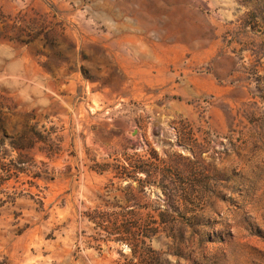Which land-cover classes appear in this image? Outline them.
<instances>
[{
	"label": "rangeland",
	"instance_id": "1",
	"mask_svg": "<svg viewBox=\"0 0 264 264\" xmlns=\"http://www.w3.org/2000/svg\"><path fill=\"white\" fill-rule=\"evenodd\" d=\"M0 143V264H127L96 216L158 208L148 150L216 184L158 264H264V0H0Z\"/></svg>",
	"mask_w": 264,
	"mask_h": 264
},
{
	"label": "trees",
	"instance_id": "2",
	"mask_svg": "<svg viewBox=\"0 0 264 264\" xmlns=\"http://www.w3.org/2000/svg\"><path fill=\"white\" fill-rule=\"evenodd\" d=\"M3 145L0 143V149ZM148 154L153 162L143 163L136 154H133L127 158L126 165L116 166L118 172L115 178L120 183L127 182V190H130L131 185L136 182L137 191L141 196H144L145 188L150 191L153 188L158 189L161 192L155 200L158 208L152 213H101L96 216L99 221L97 225L106 231L107 239L116 236L114 239L116 242L125 244L129 248L131 259L127 264H158L162 254L144 248L145 241L151 240L152 237H155L157 241L163 239L166 241L164 245L167 248V254L177 260H187L185 253L193 237L199 240L205 237V233L202 232L203 210L199 208L204 199V191L206 188L215 190L216 184L204 179L185 177V173L178 169L176 172L180 177L174 179L168 175L171 173L169 169H166L167 163L164 160L159 159L153 150H148ZM133 158L137 160L133 163L128 162ZM97 167L101 168L98 174L103 175L107 172L109 165ZM140 173L145 175L144 181L138 178ZM209 192L213 194V191ZM130 199L133 203H138L135 198L130 197ZM191 263L195 264L194 261Z\"/></svg>",
	"mask_w": 264,
	"mask_h": 264
}]
</instances>
